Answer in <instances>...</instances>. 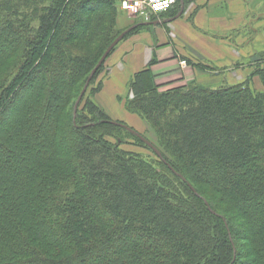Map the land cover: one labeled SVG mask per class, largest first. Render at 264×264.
Returning <instances> with one entry per match:
<instances>
[{
  "label": "trees",
  "instance_id": "obj_1",
  "mask_svg": "<svg viewBox=\"0 0 264 264\" xmlns=\"http://www.w3.org/2000/svg\"><path fill=\"white\" fill-rule=\"evenodd\" d=\"M118 3L0 0V264H264V68L165 91L155 61L137 73L125 107L159 157L86 98L104 65L75 113L129 29Z\"/></svg>",
  "mask_w": 264,
  "mask_h": 264
},
{
  "label": "crops",
  "instance_id": "obj_2",
  "mask_svg": "<svg viewBox=\"0 0 264 264\" xmlns=\"http://www.w3.org/2000/svg\"><path fill=\"white\" fill-rule=\"evenodd\" d=\"M180 11L172 17L159 16L157 29L143 24L145 30L122 40L108 58L111 74L102 80L96 102L113 121L128 125L124 107L117 101L124 91L130 92L134 76L154 61L151 70L155 82L165 91L203 80L204 86L218 87L219 83H207L221 78L220 73L199 70L197 65L226 73L222 78L229 84L231 73L239 80L237 84L246 82L252 66L259 63V55H264V0H197L175 19ZM253 80L256 83L258 78ZM136 123L140 131H146L142 121Z\"/></svg>",
  "mask_w": 264,
  "mask_h": 264
},
{
  "label": "rangeland",
  "instance_id": "obj_3",
  "mask_svg": "<svg viewBox=\"0 0 264 264\" xmlns=\"http://www.w3.org/2000/svg\"><path fill=\"white\" fill-rule=\"evenodd\" d=\"M185 1V0H184ZM196 1L197 0H188L187 2H186V4H185V2H184V7H185V9H190V7L194 4V3H196ZM181 2H180V10H181ZM179 10V11H180ZM178 11V12H179ZM167 16H169V17H172V15H167ZM160 18H162V17H157V16H152L151 18H150V20H149V22L150 23H158V22H160ZM121 19L122 20H124V22L121 24ZM158 21V22H157ZM146 21L144 20V19H141V18H139V17H134V19H131V18H129V17H127L126 15H124V14H122L121 12H120V10L118 9V28L120 29V30H124V29H126V28H130L131 26H134V25H138V24H142V23H145ZM121 24V25H120ZM126 24V25H125ZM143 25V24H142ZM154 27H156L155 29H157V28H159L160 27V23L159 24H157V25H153ZM143 29L145 30L146 28H141V29H139V30H137V31H135L133 34H131V35H129L126 39H131L133 36H135V35H137L138 33H140L141 31H143ZM155 29H153V28H149V30H151V31H154ZM156 32V31H155ZM59 33H61V28H60V30H59ZM79 46V48H81V49H83V51H85L86 53H88L89 55H94L96 52H97V50H98V47H99V44H79L78 45ZM54 50V48H52V51ZM111 56V55H110ZM259 56H264V55H259ZM107 60H108V58H107ZM107 60L104 62V66H103V69H102V71H101V73H100V75L98 76V79L96 80V82L94 83V85L92 86V88L89 90V92H87V96H86V98L87 97H89L91 100L92 99H94V101H96V97H95V95H96V90L98 89V87L100 86V85H102L101 83H102V80H104V78H107L110 74H111V70H110V68H109V64H107ZM252 68H253V71L254 70H257L258 68H264V66L263 65H261V64H256V65H254V66H252ZM218 70V71H217ZM204 71H209V73H212V74H214V72H219L220 73V75H221V78H222V76L224 75L225 77H226V73H223L222 71H219V69H217V68H210V69H207V70H204ZM247 73H248V71H247ZM209 75V74H208ZM251 76V75H250ZM238 77H239V75H238ZM221 78H218V79H214L213 81H208V83L207 84H213V85H218V83H219V85H218V87L219 86H221V85H224V86H232V85H236L237 83L236 82H239V80L237 79V77L234 75V73L232 74L231 73V75H230V78H231V80H232V83L231 84H229V83H227V80L226 79H224L223 80V78L221 79ZM221 79V80H220ZM203 82V83H202ZM258 82V81H257ZM214 83H216V84H214ZM200 84H204V80L203 81H201V83ZM257 83H255L254 84V86L256 85ZM204 86V85H203ZM207 87H210V86H208L207 85ZM212 88H216V87H212ZM32 89H31V87H30V91H31ZM33 91V90H32ZM92 91V92H91ZM89 93H92L91 95L92 96H90V94ZM130 92H129V89H127L126 91H124V93H122L121 95H120V97L121 98H119L118 99V101H117V103H118V105H119V107H121V106H123L124 107V111H122L123 113H126L127 114V118L125 119V121L124 122H126L128 125H126V126H128V127H130V126H133V128H135L137 131H135L134 129V131L135 132H137L138 134H140L142 137H144L147 141H151L152 143H155L156 142V140H157V137H156V135L154 134V132L151 130V128L147 125V123L145 122V121H143L142 119H141V117L140 116H138V115H136V114H133V113H130L127 109H126V107H125V103L127 102V100H128V98L130 97ZM11 118H13V116L11 117H9V120L11 119ZM140 119V120H139ZM9 120H7L6 121V124H9ZM120 120H122V119H120ZM136 120H138V121H142L144 124H145V127L147 128L146 129V131H140V128H139V126L138 125H135V124H137L136 123ZM2 125H4V124H2ZM131 128V127H130ZM132 129V128H131ZM127 141H129V143L131 144V142H133L130 138H128L127 137ZM124 149L126 150V151H129V152H134V153H136V154H138V155H140V156H142L143 157V159H145L147 162H152V161H154V159H156L155 158V156L147 149V148H144V147H141V146H134V145H127V146H125L124 147ZM217 197V196H216ZM218 198V197H217ZM226 203H224L223 205H225ZM244 246H248V248H249V246H250V244L248 243V241H245V240H243V241H241V247H242V252H244L245 253V248H244ZM243 260H245L246 261V263H249L250 262V260L251 259H248V258H246V259H243Z\"/></svg>",
  "mask_w": 264,
  "mask_h": 264
},
{
  "label": "built area",
  "instance_id": "obj_4",
  "mask_svg": "<svg viewBox=\"0 0 264 264\" xmlns=\"http://www.w3.org/2000/svg\"><path fill=\"white\" fill-rule=\"evenodd\" d=\"M179 0H119L118 8L124 15L139 17L149 22L152 16L171 11Z\"/></svg>",
  "mask_w": 264,
  "mask_h": 264
},
{
  "label": "water",
  "instance_id": "obj_5",
  "mask_svg": "<svg viewBox=\"0 0 264 264\" xmlns=\"http://www.w3.org/2000/svg\"><path fill=\"white\" fill-rule=\"evenodd\" d=\"M181 5H182V8H181V11L180 13L175 17V19L179 18L182 13H183V10H184V0H181ZM174 20V19H172ZM158 23H146L145 25H157ZM139 25H135V26H132L131 28L127 29L126 31H124L111 45L110 47L107 49V51L105 52V54L103 55V57L101 58L100 62L98 63L97 67L93 70V72L91 73L90 77L88 78L85 86H84V89L76 103V106H75V113L77 112V109H78V105L82 99V97L84 96V94L86 93L87 89H88V86H89V83L90 81L92 80L93 76L95 75V73L98 71V69H100V67H102V65L104 64V62L107 60V58L109 57V55L111 54V52L115 49V47L126 37L127 34H129L130 32H132L134 29L138 28ZM113 123L114 125H118L122 128H124L126 131H128L129 133H131L132 135L138 137L139 139H141V141L147 146L149 147L156 155H158L159 157H161V154L160 152L149 142L147 141L144 137H142L140 134H138L137 132H135L133 129H131L130 127L126 126V125H122V124H119L117 122H111ZM181 177V176H180ZM183 179V177H181ZM184 180V179H183ZM205 203L207 204V206L209 207L208 203L205 201ZM209 210L214 213L211 208L209 207Z\"/></svg>",
  "mask_w": 264,
  "mask_h": 264
}]
</instances>
